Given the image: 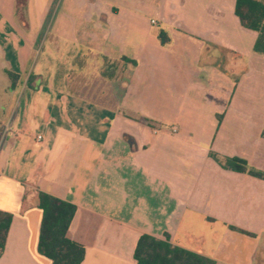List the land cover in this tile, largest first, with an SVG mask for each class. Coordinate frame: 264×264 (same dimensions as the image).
Wrapping results in <instances>:
<instances>
[{
	"label": "crops",
	"instance_id": "obj_1",
	"mask_svg": "<svg viewBox=\"0 0 264 264\" xmlns=\"http://www.w3.org/2000/svg\"><path fill=\"white\" fill-rule=\"evenodd\" d=\"M235 3L26 0L18 22L0 0V264H52L39 192L77 206L80 264H136L142 234L264 264V179L210 157L264 173V55Z\"/></svg>",
	"mask_w": 264,
	"mask_h": 264
},
{
	"label": "trees",
	"instance_id": "obj_2",
	"mask_svg": "<svg viewBox=\"0 0 264 264\" xmlns=\"http://www.w3.org/2000/svg\"><path fill=\"white\" fill-rule=\"evenodd\" d=\"M235 14L244 28L258 34L254 52L264 55V0H236ZM157 36L161 45L170 44L171 37L164 28L158 30ZM6 73L13 89L18 81V75L10 71ZM210 157L224 169L264 179V173L251 168L244 159L221 158L214 152H210ZM38 206L43 211L38 242L39 253L49 258L52 264H80L84 259L85 247L68 236V229L77 206L44 192L38 193ZM11 221V214L0 211V254L4 249ZM134 259L136 264H215L211 258L173 245L169 241V235H165V239H159L142 234L135 248Z\"/></svg>",
	"mask_w": 264,
	"mask_h": 264
},
{
	"label": "rangeland",
	"instance_id": "obj_3",
	"mask_svg": "<svg viewBox=\"0 0 264 264\" xmlns=\"http://www.w3.org/2000/svg\"><path fill=\"white\" fill-rule=\"evenodd\" d=\"M26 0H18V7L16 9V21L18 22H23V20L25 19V5ZM0 83H1V79H0ZM1 138V137H0Z\"/></svg>",
	"mask_w": 264,
	"mask_h": 264
},
{
	"label": "built area",
	"instance_id": "obj_4",
	"mask_svg": "<svg viewBox=\"0 0 264 264\" xmlns=\"http://www.w3.org/2000/svg\"><path fill=\"white\" fill-rule=\"evenodd\" d=\"M151 23H152V25H156L157 24L156 20H154V19L151 20ZM171 131H172V133H177L178 132V128L176 126H173V127H171ZM6 132L11 134V135H16L17 134V132L15 130H13L10 126H8L6 128ZM41 139H42L41 136L37 137L38 141H41Z\"/></svg>",
	"mask_w": 264,
	"mask_h": 264
}]
</instances>
